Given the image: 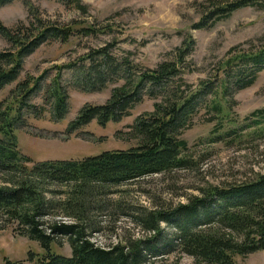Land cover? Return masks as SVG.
I'll use <instances>...</instances> for the list:
<instances>
[{"label":"trees","instance_id":"trees-1","mask_svg":"<svg viewBox=\"0 0 264 264\" xmlns=\"http://www.w3.org/2000/svg\"><path fill=\"white\" fill-rule=\"evenodd\" d=\"M14 1L0 0V7ZM208 1L211 8L195 29L211 27L240 9L264 6V0ZM71 2L85 13L81 0ZM99 33L95 26L81 22L50 25L38 15L29 25L16 28L0 23V35L13 46L10 52L0 51V91L19 79L25 58L48 40L68 42L75 36ZM193 44L188 37L173 52L172 60L155 68L135 63L131 53L117 57L113 43L66 66L75 88L82 92H101L122 82L105 104L83 106L68 133L94 121L101 127L120 123L145 97L160 100L153 112L137 117L130 127V136L138 142L130 149L108 150L81 160L34 162L20 152L15 130L23 113H42L28 102L41 89L40 82L18 83L17 104L5 110L0 106V231L12 228L18 236L39 242L47 254L38 264H156L178 249L195 264H236L237 256L264 251V175L239 185L212 187L176 207L138 211L132 221L147 233L139 239L129 238L107 249L89 240L88 214L96 196L146 176L191 169L194 162L181 136L193 126L194 117L204 108L213 112L209 122L218 120L224 106L217 97L221 94L228 104L227 97L251 87L264 70V48L245 52L235 47L219 68L222 75L194 88L183 79L185 59ZM45 100L53 121L63 120L69 111V95L59 75L47 86ZM253 117L256 124L264 121V110L254 112ZM55 215L71 222L46 221ZM162 224L174 232L167 234ZM59 237L68 239L71 257L51 253ZM3 264L25 263L6 259Z\"/></svg>","mask_w":264,"mask_h":264},{"label":"rangeland","instance_id":"rangeland-1","mask_svg":"<svg viewBox=\"0 0 264 264\" xmlns=\"http://www.w3.org/2000/svg\"><path fill=\"white\" fill-rule=\"evenodd\" d=\"M27 1L29 6L24 0H16L0 7V23L16 28L29 25L38 15L50 25L65 27L81 22L101 30L97 35L72 37L68 42L48 40L25 58L19 79L0 91V106L5 110L17 104L18 83L41 84L28 102L36 111L42 109V113H23L15 130L20 152L34 162L81 160L104 151L137 146V140L130 136V127L137 117L153 112L154 104L160 100L145 97L120 123L101 127L94 121L76 132H67L83 106L105 104L113 89L122 85L119 82L101 92L75 88L72 72L66 66L80 63L92 50L113 43L117 57L131 53L135 63L155 68L172 60L176 48L190 37L194 44L185 59L183 79L195 88L203 80L222 75L219 68L231 57V49L239 47L248 52L264 48V6L243 8L211 27L195 29L211 8L208 0H81L85 13L71 0ZM111 27L115 31H110ZM12 48L0 35V51L10 52ZM58 75L69 95V111L63 120L55 122L45 98L47 86ZM217 100L224 106L218 120L209 122L213 112L202 108L194 117L193 126L181 136L188 143L187 155L193 159V167L146 176L96 196L88 214L89 240L107 249L129 238L139 239L147 233L132 221L138 211L176 207L212 187L239 185L264 175V121L256 124L253 117L254 112L264 110V70L251 87L227 97L228 104L221 94ZM46 221L70 223L71 219L55 215ZM161 227L167 234L174 232L165 224ZM51 253L71 257L68 239L59 237L52 244ZM46 254L39 242L18 236L12 228L0 231V264L6 259L38 264ZM160 258L156 264H195L179 249ZM235 262L264 264V251L244 258L237 256Z\"/></svg>","mask_w":264,"mask_h":264}]
</instances>
